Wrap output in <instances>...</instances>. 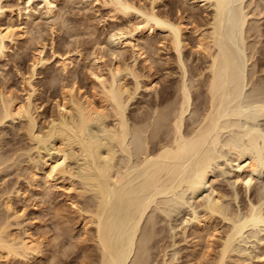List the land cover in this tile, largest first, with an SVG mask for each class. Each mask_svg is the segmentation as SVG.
<instances>
[{
    "label": "bare ground",
    "instance_id": "obj_1",
    "mask_svg": "<svg viewBox=\"0 0 264 264\" xmlns=\"http://www.w3.org/2000/svg\"><path fill=\"white\" fill-rule=\"evenodd\" d=\"M20 1L27 3L26 20L16 24L11 17L13 12L21 17L20 7H14L12 0H0V59L7 55L8 42L15 43L26 36L29 24L40 14L51 19L56 15V0H39L43 2L40 13L32 6L35 0ZM99 1L121 12L126 19H137L131 26H116L111 35L112 42L132 50L133 60L135 55L147 59L149 55L144 52L149 48L146 47H151L158 37L167 40L176 54L177 67L181 69L175 89L171 92L166 89L162 96L151 100L149 109L129 115L128 103L140 86L135 60L132 64L113 63L105 72L93 70L100 87L98 91L91 90L88 94L74 87V83L72 86L64 84L56 103L57 113L52 114L44 130L42 125L39 128L42 131L37 128L36 131L38 123L32 98L36 87L32 77L36 67L50 58L44 53L45 43H41L25 79V98L17 100L9 90L0 92V122L21 119L25 122L23 128L29 139L27 142L31 143L29 147L38 153L36 160L44 157H41V149L48 152L40 159L43 180L37 179L38 168L31 172L32 179L38 180L35 185L39 193L52 185L62 184L66 191L74 190L76 195L84 197L81 203L78 198L70 200L79 213V227L82 226L93 244L94 257L84 264H126L131 256L135 264H146L142 241L164 230L161 224L156 225L159 219L153 210L165 212L170 201L183 200L185 191L196 195L202 186L211 183L217 173L213 163L225 156L224 149L233 152L227 161L234 168L235 181L249 187L254 177L264 174V132L254 123L257 116H264V75H256L259 69L264 72V63L259 64L264 57L261 56L262 47H257V40L250 37L261 36L264 42V29L260 30L255 17L264 9L257 0H190L197 5L190 8L195 11V7L202 6L209 16L205 15V21L201 20L203 24L198 25L201 17L196 11L185 10L187 13L173 18L167 10L158 9L162 0H148L146 5L138 0ZM169 3L172 9L176 1ZM186 16L193 23L190 27L192 47L201 54L193 62L189 81L185 78L188 69L182 51L189 44L186 25L190 21L185 24ZM52 56L66 71L69 56L54 50ZM128 75L135 81L132 88L125 83ZM247 83L254 97L245 101ZM191 110L198 116L196 119L187 116ZM226 131L230 132L224 135ZM25 151L28 152L24 149L23 153ZM7 159L0 156V169ZM59 178L63 183L58 182ZM210 190L198 204L202 207L201 213L193 210L192 217L199 231H203L216 214L229 220L213 261V264H224L235 237L249 225L264 223V207L251 201L242 213L235 214L230 211L229 203L222 201L221 191L212 186ZM10 192L11 188H6V195L0 202L7 211L6 215H0V251L5 255H40V239L33 236L28 222V225L24 222V209L13 208ZM139 227L145 234L141 240L137 237ZM15 229L18 233L13 234ZM70 229L66 232H72ZM205 229L204 236L209 242L210 231L205 232ZM83 256L85 259L89 254Z\"/></svg>",
    "mask_w": 264,
    "mask_h": 264
},
{
    "label": "rangeland",
    "instance_id": "obj_2",
    "mask_svg": "<svg viewBox=\"0 0 264 264\" xmlns=\"http://www.w3.org/2000/svg\"><path fill=\"white\" fill-rule=\"evenodd\" d=\"M162 1L158 5V9L167 10L173 18H179V16H182V12L187 13L189 11H196L198 17H201L199 19L200 21H205V18L209 17L206 15V9L202 6L195 7L197 8L195 11L192 7L190 8V6L196 5L194 3L191 4L192 1L190 0H174L177 5L175 4V8L173 7L172 9L169 7L171 0ZM257 1L261 4V8L264 9V0ZM138 2L146 5L148 0H138ZM164 2H167V4ZM12 3L14 7H20L22 11L21 17L16 12H13L12 20L16 24L20 21L25 22L27 3L20 0H12ZM42 4L43 2L35 0L32 6L36 12L40 13V11H43ZM248 9L250 10V7ZM113 10L110 6L103 4L99 0H56V6H54L56 15L52 19L47 18L44 14H40L39 18H36L35 21L29 24L30 31L27 33L28 35L26 34V36L17 39V43L8 42L7 55L0 59V92H6V90L8 92L9 90L10 94L14 95V97L16 96L17 100H23L25 98V91L27 89L25 79L30 74V64L32 59L35 58L37 48L41 43H45L44 53L50 57L47 63L36 67V73L32 77L33 85L36 87V91L32 97L36 109L34 112L38 123L35 126L36 131L37 129L39 131L42 125L44 130L52 114L55 115L57 113L56 103L60 99V93L62 92L64 84L68 86L71 83L70 86H72V83H74V87H79L80 91L88 94L92 92L91 90L98 91L100 87L93 74V70L99 69L105 72L107 67L113 63L118 65L125 62L132 64L135 60L134 68L138 71L136 72L139 74L140 86L128 103L127 111L129 115H133L136 111L139 112L144 111V109H149L151 100L162 96L166 89L168 91L170 90V92L175 89L180 77L178 74L180 75L181 69L177 67L176 54L171 49L169 43L167 44V40H162L163 38L158 37L156 39L157 42L153 44L154 47L153 45L146 47L149 49L152 48L150 50L146 49L144 52V54L149 55L147 59H143L141 55H135V59L133 60L132 56L134 57V55L132 50L129 47H119L111 41V35L116 30V26H131L137 19L128 17L132 20L131 22V20L126 19L127 17L122 16L121 12L119 13V11ZM205 15L206 17L204 18ZM255 17L257 18V24L259 23L258 27L260 30L264 29V12ZM184 21H186L185 24L190 21L186 25L188 27L186 40L189 44L182 48L185 58L184 61L188 69L185 78L187 77L189 81L191 67L194 65L193 62L195 63L201 54L195 52L194 46L192 47L193 38H191L192 35L190 34L191 18H184ZM200 21L197 23V21L193 20L198 25L200 23L203 24L204 21ZM203 26L206 27L207 25L204 24ZM250 37H254L253 40H257V47H262L261 56L264 57V42L261 41L262 37H256L255 35ZM247 40L252 39L247 38ZM53 50L62 56H69L68 60H66V71L61 69L60 62L57 61V58L52 56ZM261 60L264 61V58ZM262 61L259 64L264 63ZM259 67L261 68V66ZM258 71L256 75H264L262 70L259 69ZM149 81H152V83L149 84ZM125 83L132 88L135 85L134 78L128 75L125 78ZM250 86V83H247L244 87L246 94H244L243 100H249L254 97V94L251 93ZM187 116L195 119L198 117L193 110L189 114L187 112ZM21 122L22 120L18 118L0 122V156L8 157L7 161L1 164L2 168L0 169V202H2L3 196L6 195L5 189L11 188L10 199L12 206L17 210L24 209L22 218L26 224L28 222L29 225H27L30 227L29 229L33 233V236L38 240L40 239L39 247L41 248V253L36 256L29 253L30 255L28 256L30 257L27 255L25 257V255L23 256L21 254L13 255L8 253L5 255L6 253L1 250L0 264H84L94 257L93 244H91L90 238L89 240L87 239L88 235L82 226L79 227V215L77 216L79 213L75 211L76 209L74 206L72 207L70 202L72 199H80L79 201L81 203L84 201V197L76 195V191L74 190L70 192L66 191L62 187V184H60L63 183L60 178L58 179L60 186L52 185L49 189H44L42 191L43 194L39 193V187L35 184H37L38 177L40 182L44 178V171L41 164L42 160L40 159H43L48 152H46V149H41V157L42 155L44 157L40 158L39 161L36 160L38 153L34 150L35 148H30L31 143L27 142L29 139L25 135L27 134L25 132L26 129L23 128L25 127L23 125L25 122ZM254 123L264 132V116H257ZM229 132L226 131L224 135L229 134ZM24 145L26 148L30 145L29 150ZM22 147L28 152L26 153L25 151L23 153L24 149ZM224 151L225 156L218 158L213 163L214 169L217 167L218 170H215L217 173L211 183L202 186L196 195L189 190L185 191L183 200L179 203L170 201L169 206L166 205L167 207H165V212L157 209L153 210V213L160 222L156 225L161 224L164 230H161L159 234H152L142 241V247L144 245L142 249L148 260L146 264H191L193 262H196V264H213V261L217 257L220 237L227 231L229 220L221 219L216 214L210 219L206 227H203V231H199L192 217L193 210L201 213L202 207L198 204L207 195V192L211 191V186L223 193L224 198L222 197V201L224 200V203L227 205L229 203L228 206L232 210L229 207L228 210L231 212L234 211L235 214L242 213L251 201L260 207H264V174L261 173L254 177L249 187L235 181L234 168L227 161H230L233 152H227L226 149ZM9 157L12 158L9 159ZM34 168H38L39 171H37V179L33 180L31 172ZM16 189L19 190L18 193ZM5 211L1 203L0 215H6L7 211ZM67 228L68 231L72 228V232L67 233ZM205 228L212 233L210 234L209 232V242L206 240V236H204ZM207 230L205 229V232ZM13 232V234L18 233V230L15 229ZM57 233L59 236H57ZM142 235H145L143 228L140 229L139 227L137 237L140 240L142 237L144 239ZM54 236H57V238L55 239ZM156 240L157 242H155ZM158 246L160 249H158ZM163 246L164 248L161 249ZM197 252H199V255ZM262 252H264V223L254 226L249 225L235 237L224 264H264V253ZM83 254H89V256H86L84 259ZM131 257L127 259L126 264H135ZM160 261L162 262L160 263Z\"/></svg>",
    "mask_w": 264,
    "mask_h": 264
}]
</instances>
